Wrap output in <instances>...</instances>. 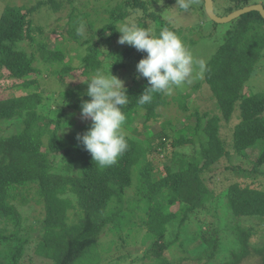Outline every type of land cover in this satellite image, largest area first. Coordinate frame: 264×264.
<instances>
[{
  "label": "trees",
  "instance_id": "1",
  "mask_svg": "<svg viewBox=\"0 0 264 264\" xmlns=\"http://www.w3.org/2000/svg\"><path fill=\"white\" fill-rule=\"evenodd\" d=\"M231 1L236 8H231L229 13L248 6V0ZM48 3L54 11L61 8L57 0ZM135 7L147 13L145 2L122 0L112 8L109 18L124 20ZM32 11L7 5L0 16V71L4 72L0 76L12 80L11 86L0 91V123L18 119L16 123L20 125L9 134H0V264H36L37 261L100 264L102 260L101 264H106L109 261L106 255L112 253L114 246L125 247L129 242L136 245L138 238L140 251H128L108 264H120L129 258L145 264H182L189 260L186 256L171 258L167 254L175 245V241L167 239V234L171 222L182 226L190 214L206 209L215 198L207 183L212 180L208 175L214 177L215 166L234 156L249 161L250 167L244 170L248 177L264 176V94H247L244 88L264 57V18L259 12L251 11L234 19V26L225 32L224 43L205 64L203 79L192 87L197 90L203 83L207 84L216 110L203 115L197 110L195 126L178 124L184 130L177 135L172 136L166 130L142 140L124 134L127 150L115 164L100 167L85 149L71 155L58 132L73 125V119L62 122L59 115L52 116L56 111L47 104L57 102L41 94V81L55 74L64 82L66 74L81 70L86 80L84 85L62 90L58 95L73 115L81 112L82 101L91 99L84 95L85 87L97 70L107 68L116 75L130 64L136 67L146 53L132 46L119 50L111 46L110 41L120 37L116 21L110 20L96 29L91 21L92 25L88 26L94 34L86 37L78 30L84 26V19H89V13H79L70 16L63 32L77 46L78 64H75L72 56L66 60L71 53L66 46L49 48L40 36L43 28L33 25ZM146 17L155 22L157 35L164 28L177 33L156 12L147 13ZM145 20L144 17L137 24L150 30ZM65 37H60L61 42L66 41ZM24 43L28 49L22 47ZM36 62H41L43 68L36 66ZM146 86L144 78L141 84L125 87L129 98L122 107L126 116L124 125L139 116L146 127L159 116L157 110L168 103L165 94L156 93L150 103L139 105L137 97ZM19 87L25 91L13 95L12 91ZM190 95H179L183 109L187 108L185 99ZM233 115L239 121L231 138L226 140L221 136L220 123L230 122ZM189 147L192 152L186 151ZM168 149L174 162L164 167V176L154 177L161 170L158 156ZM165 157L171 162L168 155ZM240 169L242 164L226 166L229 171ZM224 199L235 221L264 218V189L255 181L232 183ZM15 201L41 206L45 213L41 221L44 235L35 238L34 247L32 236L37 229L30 227L22 235L24 216ZM71 215L73 222L69 220ZM9 225L12 230L6 233ZM233 230L239 247L232 251L226 264H239L251 252L253 230L237 223ZM198 243L204 244L205 249L197 255V260L208 263L215 258L220 245L216 232L209 237L205 235L204 241ZM31 250L37 257L29 255ZM260 264H264V254Z\"/></svg>",
  "mask_w": 264,
  "mask_h": 264
},
{
  "label": "rangeland",
  "instance_id": "2",
  "mask_svg": "<svg viewBox=\"0 0 264 264\" xmlns=\"http://www.w3.org/2000/svg\"><path fill=\"white\" fill-rule=\"evenodd\" d=\"M61 4V8L58 11H54L51 7L48 0H0V16L2 15L5 7L7 5L25 7L26 9L33 10L30 18L33 21V25L41 26L43 32L40 36H43L49 48L55 47V45H60L63 48L66 46L67 49L71 52L70 55L66 58L68 61L72 56L74 58V63L78 64L76 55L78 52L77 46L74 44V41H69V38L63 35L64 26L70 20V16L76 17L79 13H89V19H84L83 34L86 37H90L94 34V30L89 24L94 23V28H101L106 23L111 21H116L115 19H110V11L112 8L120 3L122 0H57ZM146 3L147 13L156 12L159 14L168 24L177 30L178 37L183 41L184 45L191 51L194 58V68L195 71H199V62L203 61L204 68L205 64L214 56L218 48L224 43L225 35L228 30L234 26V20L229 23L219 24L214 23L206 14L205 8L203 6V0H196L193 6L187 11L181 10L176 7V0H141ZM40 3H46L40 5ZM248 5H262L264 7V0H248ZM214 11L219 17L226 16L234 7V4L231 0H214ZM103 5V6H102ZM203 6V8H202ZM132 12L124 20H118L115 22L117 29L119 30L120 26L124 23L135 24L138 26V21H145L150 27V32L152 35H157L155 22L147 18V13L141 7H135L130 9ZM235 11V10H234ZM233 12V11H232ZM92 21V22H91ZM253 33V32H252ZM38 35V34H37ZM120 35V33H119ZM65 37V42H61L60 37ZM119 38L110 41L111 46L114 49H125L127 44H120ZM74 45V46H73ZM23 48L28 49V46L24 43ZM106 47V46H105ZM107 49V47H106ZM84 50V49H82ZM81 50V51H82ZM71 57V58H72ZM36 66L43 68L41 62H36ZM113 75L124 82V87H130V85H137L143 83V77L137 78L136 75L137 69L133 64H130L128 67L123 69ZM106 75H110L107 68L103 71ZM0 71V75H2ZM204 73V71H203ZM201 74L199 77L194 78L191 83H185L178 88H175L171 95L165 94L167 104L161 106L157 112L159 116L150 121L148 126H144L142 120L139 116L134 118V121L128 125L122 126V131L124 134L136 137L138 139H150L155 136H159L164 131H170L171 135L180 134V130L184 128L180 127L181 125H192L195 126L197 123V116L195 112L198 110L200 114H205V112H213L216 110L213 100L211 99L212 93L208 85H204L198 88L197 90H192V87L196 85L200 80L203 79L204 74ZM45 76V75H42ZM0 91L7 89L12 84V80L7 79L5 76H0ZM37 78H41L39 74L36 75ZM91 78V76H90ZM86 82L85 76L81 74V70H76L70 74H66L64 82H62L55 74L51 75L49 79L41 81L39 90L44 97H51L52 100H55L57 104L52 103L47 104L51 106L56 112L52 115L61 117V121L64 122L73 119V125H68L61 128L58 134L64 139L65 143L71 150V155L76 156V153L80 149H85L83 144L77 140L78 135H83L90 127V120H83L80 116V112L74 113L72 115V109L66 108L65 103L59 100V92L62 90H67L76 86H83ZM79 86V87H80ZM88 86L85 88L87 89ZM247 89V94L250 93H263L264 94V57L260 60V64L246 83L245 87ZM23 88H15L12 91V94H19L24 92ZM191 93V95L185 99L186 109H183L178 101L180 94ZM11 95V94H10ZM12 95V96H13ZM47 107L46 109H49ZM18 120V119H17ZM17 120L13 121H4L0 123V134H9L14 130L20 127L16 123ZM238 116L233 115L232 119L228 123H220L221 125V136L222 138L229 140L232 135V130L236 123H238ZM226 124V125H225ZM131 126V127H129ZM187 152L191 151L189 147ZM249 153V152H248ZM168 155L171 159L173 156L172 151L168 149L165 154H160L162 164L160 165V171L154 173V177L164 176L166 165H170L174 162V159H171V162L167 160ZM173 158V157H172ZM170 162V163H169ZM242 164L243 169L229 171L226 170V166ZM250 163L247 159H240L238 157L232 156L229 159H224L220 161L216 166L214 172V177L212 174L208 175L209 179H212L209 183L210 189L214 190L215 198L211 203L208 204L206 209L198 212L197 214H190L187 220L179 225L178 222L170 224L169 232L167 234V239L169 241H175V245L171 249L167 250V254L172 257L186 256L189 260L183 261L182 264H226L231 260L232 251H237L239 247L237 235L233 230L235 223L239 224L243 228H250L253 230L252 236L250 238L251 252L250 254L239 264H260L261 256L264 254V218L259 217H246L241 218L238 221L233 219V216L230 213L229 208L225 205L224 195L227 192V188L232 183L236 182H251L255 181L264 189V176H257L255 178L252 175L248 177V173L244 170H248ZM136 180H134V186ZM132 188L131 190H133ZM19 205V209L23 214V222L21 233L26 235L30 227H34L36 233L33 234L31 244L32 247L35 246V238H42L44 235V229L41 224V221L45 218V213L43 212L41 206H32L24 205L20 201H15ZM115 205V204H114ZM113 205V206H114ZM42 211V212H41ZM70 221L74 218V215L70 216ZM40 219V220H39ZM12 230V226L7 227L6 233ZM145 230L141 233L143 235ZM213 232L217 233L219 238V251L214 259L206 263L205 260H197V255L204 251L205 245H200L198 242L204 241L205 235L209 237ZM102 236V235H101ZM178 236V238H176ZM140 238H138V244L133 245L129 242V245L125 246H114L112 253L106 255V260L109 261L106 263L113 262L117 257L126 255L128 251L136 252L140 247ZM182 243V246H181ZM145 247V246H144ZM123 249V250H122ZM182 249V250H181ZM261 249L262 252L257 250ZM182 253H181V252ZM30 256H34L33 250L28 252ZM262 254V255H261ZM118 258V259H119ZM196 258V259H195ZM37 261V260H36ZM105 262V261H104ZM36 264H44L39 261L35 262ZM103 263V260L102 262ZM100 263V264H101ZM147 263V262H146ZM29 264V262L27 263ZM120 264H145L139 262H132V259L129 258L125 261H122Z\"/></svg>",
  "mask_w": 264,
  "mask_h": 264
},
{
  "label": "clouds",
  "instance_id": "3",
  "mask_svg": "<svg viewBox=\"0 0 264 264\" xmlns=\"http://www.w3.org/2000/svg\"><path fill=\"white\" fill-rule=\"evenodd\" d=\"M204 1V0H203ZM196 0H176V7L187 11ZM205 8V7H204ZM78 31H83V25ZM119 43L134 47L146 53L137 66V78H146L147 85L138 98V104L150 103L153 95L163 93L171 95L175 88L191 83L204 71L203 61L199 62V71H195L194 58L178 35L168 28L158 35H152L147 28L124 23L120 26ZM84 95L89 101H82L80 116L90 120L89 129L78 135L85 150L100 167L115 164L127 150L128 143L122 131L126 116L122 107L128 103L129 96L124 82L97 70L87 82Z\"/></svg>",
  "mask_w": 264,
  "mask_h": 264
},
{
  "label": "water",
  "instance_id": "4",
  "mask_svg": "<svg viewBox=\"0 0 264 264\" xmlns=\"http://www.w3.org/2000/svg\"><path fill=\"white\" fill-rule=\"evenodd\" d=\"M204 7L205 12L207 16L215 23L219 24H225L233 21L234 19L240 17L243 14H246L251 11H257L261 14V16L264 18V7L262 5L256 4V5H248L241 9L235 10L231 12L230 14L219 17L215 11H214V4L213 0H204Z\"/></svg>",
  "mask_w": 264,
  "mask_h": 264
}]
</instances>
